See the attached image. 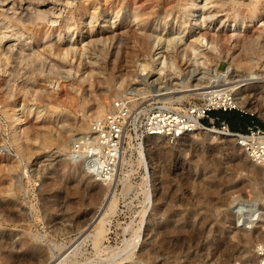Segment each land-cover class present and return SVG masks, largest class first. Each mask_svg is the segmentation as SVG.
I'll return each instance as SVG.
<instances>
[{"label": "rangeland", "instance_id": "rangeland-1", "mask_svg": "<svg viewBox=\"0 0 264 264\" xmlns=\"http://www.w3.org/2000/svg\"><path fill=\"white\" fill-rule=\"evenodd\" d=\"M83 1L65 6L54 25L40 22L31 33L18 24V18L5 19L0 8V32L6 26L14 27L19 35L28 37L26 41L32 38L35 48L44 44L51 48L42 56L13 62L18 89L10 100L0 89V264H51L94 221L111 187L89 177H78L65 158L70 143L116 98L129 97L134 108L166 103L185 110L203 101L199 94L203 87L225 82L222 74L226 71L235 80L264 79V0H210L208 12L200 8L205 0H197L193 12L187 9L191 0ZM15 2L18 9L36 3ZM256 3L258 8L252 12L251 6ZM95 5L98 10H93ZM209 12L214 13L212 20L194 24ZM104 27H115L120 35L112 36V31L106 32ZM98 28L104 32L98 36L89 34ZM205 29L212 33L213 46L207 45L204 38L190 58L183 55L187 43L202 36ZM145 32L165 37L173 32L185 35L176 46L162 41L161 57L154 61V49L147 43ZM233 32L240 35L233 36ZM70 45L80 55V59L71 60L73 71L79 69V76L74 73L67 80L61 77L63 72H52L50 66L67 61L63 51ZM146 63L144 69L142 64ZM57 79V88L51 87L50 81ZM33 82L35 86H31ZM69 82L78 90L71 89ZM39 84L47 86V91H42ZM99 102L105 106L102 114L96 112ZM251 103V108L231 111L248 115L246 124L255 120L264 125L260 113L264 111V101L258 95ZM18 116L20 120H16ZM85 119L88 126L81 128L79 124ZM206 139L196 130L170 143L160 140L151 149L156 172L152 181L153 189L156 188L154 202L148 201L151 187L145 183L143 164L138 162L139 150L134 145L128 149L127 160L118 168L119 181L114 185L117 205L107 217L108 234L103 240V245L115 249L114 255L117 252L116 264H145L141 256L146 249L158 246V227L172 222L177 211L195 219L191 236L196 264H243L252 259V243L233 242L237 239L234 237L231 242L225 241L231 239L233 232L222 219H228L229 201L234 196H263L259 183L263 176L250 166L244 150L238 149L232 138L218 137L213 147L206 144ZM99 191L100 198L93 202L92 194ZM260 203L261 200L256 201L257 206L263 205ZM158 204L160 207L155 210ZM143 224L144 237L131 256H119ZM244 226L238 224V234L243 238L264 235L263 220L255 229ZM58 228L67 231L65 236L57 233ZM54 241L62 242V246L55 247ZM224 242L233 248L227 261L219 263L217 247ZM24 243L38 247L30 248ZM77 258L78 264L89 259L103 264L106 255L104 251L97 252L90 241H84Z\"/></svg>", "mask_w": 264, "mask_h": 264}, {"label": "bare ground", "instance_id": "bare-ground-1", "mask_svg": "<svg viewBox=\"0 0 264 264\" xmlns=\"http://www.w3.org/2000/svg\"><path fill=\"white\" fill-rule=\"evenodd\" d=\"M33 1L36 2L34 6L26 7L24 9H18V7L16 6L15 0H0L1 12L4 14L5 19L7 18L10 20L11 18H18L19 19L18 24L23 26L24 27L23 29H25L26 32L31 33L35 25L39 24L40 22L44 24L54 25L59 20V17L62 16L64 12V7L73 5L78 0H60V2H62L63 4L58 3L59 1H56V0H33ZM84 1H86V3L95 2V0H84ZM210 2H211L210 0H205L204 3L200 6V8L206 9V11L208 12L207 9L211 7V6H208ZM196 5H197V0H191V3H189V5L187 6L188 11L193 12V10L197 8ZM92 8H94L93 10H98V7L96 5L95 7H92ZM257 8H258L257 3L251 6L252 12L256 11ZM217 15H220V14H217ZM107 16L108 15H105V18ZM202 17L203 18L201 19V21L195 20L194 24H198V22L199 23L200 22L205 23L207 21L209 22L210 20L213 19L214 13H210V12L208 14L204 13ZM106 20L113 21L111 20V18H108ZM115 21L116 20H114V22ZM27 23L31 24V26L27 27ZM198 26L201 27V25H198ZM229 26L232 27L235 25L229 24ZM6 27H7L6 30L4 29L3 31L0 32V89L6 96V99L10 100L13 97V93L15 89L18 87V83H16V81L13 78V75H14L13 71L14 69H16L15 64H13V62H15L17 59H20V58L23 59L25 57L34 58V57L42 56V54H45L44 51L50 50L51 48L49 47L48 44H44V46H41V48L39 47L35 48V46L32 44V38L31 40L26 41V38L28 39V37L23 36L24 35V33H22L23 31L20 32L22 34L19 35L18 29L14 27L8 29L9 26H6ZM104 28H105L104 31H106L107 30L106 27ZM114 28L108 29L106 32L112 31V36H119L120 32H118V30ZM104 31L100 30L99 28L92 29L89 32V34L97 35V34L103 33ZM211 34L212 33L208 29H205V31L201 34L202 36H198V37L191 39L190 42L187 43L186 47L183 48L185 49V52H183V55H188V57L190 58L192 51L193 52L197 51L198 45L202 44V40L204 38L206 39L205 40L206 44L212 47L213 39L211 37ZM184 35L185 34L182 35L181 32L177 34L173 32L172 35L165 37L164 35L159 34V33L155 34L152 32L151 33L145 32V38L147 40V43L154 49L153 54H151L153 57V60L155 61L157 57L159 56L161 57L160 55L161 50H159L161 47L159 46L162 43V41L163 42L166 41L167 45L169 44L171 46H176L177 43L181 44L183 42ZM231 35L237 36L240 34L233 32ZM187 50H189V52ZM57 53L59 54V52ZM63 55L64 57H66L67 61H65V63H62V62L52 63L50 66V69L52 70V72L53 71H58V72L60 71L61 73L63 72L64 76L62 75L61 77H64L67 80H71L72 76H74V73H76L77 76H79L78 75L79 69L75 70L77 72L73 71L74 65L72 64V61H71L72 58L73 59L76 58L77 60L80 59V55L77 53L75 48L72 45H70L68 48H66V50L63 51ZM233 59L235 60L237 58L234 56ZM79 64H81V61L78 63V65ZM142 65L144 69L148 66L147 63L142 64ZM50 69H49V72H50ZM222 75H223L222 76L223 81L231 83L232 86L234 87L235 96H236L235 103L239 108H246V109L251 108L252 106L251 101L254 98V96L256 97L259 95V97L262 98V100L264 101V79L263 78H262L263 81L258 80L257 78H255L254 80H249L248 78H244V77L242 79L235 80V78L233 76L231 77L228 72H225ZM22 82H25V81H22ZM255 82H258L259 84H256ZM27 84L29 83L27 82L26 85ZM58 84H59L58 79L52 80L49 83L51 87H56V88ZM69 84L71 86V89L75 91L78 90V88L74 86L72 82L71 83L69 82ZM31 86H35V83L34 82L31 83ZM211 86L212 85H207L206 87L202 86L203 90L199 92V94L204 95L205 91L208 90V88ZM259 87L261 88V91L257 92L256 90ZM40 88L42 89V91H47L48 89L47 86L43 84L40 85ZM194 89L195 88H192L191 90H194ZM254 90L256 91V93ZM165 105L171 106L166 103ZM104 110H105L104 103L102 102L97 103L96 112L99 114H102ZM4 113L6 115L8 114L10 115V113H8L5 110H4ZM260 113L264 116V111L263 112L260 111ZM20 119H21L20 116L16 118V120H20ZM79 125L81 128H87L88 121L85 119L84 121L80 122ZM202 128H203L202 124L198 122V127L196 128V130L198 131V133L205 135V137L209 141H214L218 137H221L218 134V132L214 130V128H211V129H202ZM188 135L189 134H184L179 139L184 138ZM160 140L164 141L165 143H170L171 141L170 138L167 136L155 134V135L148 136L146 139H144L142 144L138 145L132 141L131 136L129 135L128 138L126 139V143H125L123 153H122V158H121L120 165H119V167L123 166V164L127 160L126 152L128 151V149H131V147H133L132 145H134L133 148H135L137 151L139 150V154H140V157L138 158V162L142 163L145 168V176H144L145 183L146 184L149 183L151 187V190L149 193L151 194V196L148 198V201L150 200L152 202H154V200L156 199V198L154 199V191H156V188L153 189V182H152L154 180L153 176L155 175L156 172H155L154 167H152L154 162L152 158L153 156L151 154L152 153L151 149L155 148L157 146L156 145L157 142ZM235 145H237L238 149L240 148L243 149L238 144L235 143ZM66 155H68V157L65 159L71 162L74 168V173L75 174L77 173L76 175H78V177L85 176L95 181L97 180L93 171L88 169L85 166L84 160L82 158H76V157H73L72 155L70 156L68 153H66ZM245 159L250 163V166L252 168L257 170L263 176L262 178L259 179L260 180L259 183L262 185V188L260 189V191L263 192V196H259V198L257 199H252V198L250 199L246 197H240L239 195L236 194L237 196H234L229 201V207L227 209L228 219L225 220V218L223 217L222 222L223 224L228 222L227 227L230 231L233 232L231 239L225 238V241L231 242V240H233L232 238L234 237V240L236 238L237 239L236 241H233V242L243 241V243H247V244L252 243L254 245L252 259L244 260L243 264H259V256L257 252V247L262 242L264 235L262 237L261 236L251 237L247 235L248 236L247 238H243L242 235L238 234V232H240L239 231L240 228L238 227V224H241L243 226L245 224L244 228L246 227L248 228L247 230H251V229L257 228L258 223L260 221L263 220L264 222V218H263L264 216V168L260 166L259 164H257L256 162H254L246 153H245ZM123 179H125V177ZM116 181L118 183L119 181L118 176H116L113 185H111L110 183H106V185L111 188L109 192L105 193V196L103 197V200L100 205V211L98 215H96L94 221L91 222L90 225H88L89 227H87V229L75 239V242L69 247L68 250H66V253H61L59 257L55 259L51 264H64V262H67V260L69 261V263H66V264H78L79 260L77 258V254L81 249V243L84 241H90V243L93 245V247L96 249L97 252H100V251L105 252L106 259L105 260L102 259L103 264H116L117 263L115 262L116 256H117V252H116V255H114L115 249L111 248V246L109 245H103V240L108 234L107 224L109 220L107 219V217L111 213L115 212L116 205H117L116 204L117 193L114 188ZM92 197H93L92 198L93 202L98 201V199L100 198V191L94 192L92 194ZM257 200H261L262 203L260 204H263V205L262 206L259 205L260 207L257 206L256 204ZM159 207L160 205L158 204L155 207V210H157ZM171 221L172 222H167L166 224H163L158 227V231H159L158 232V246L146 249L145 252L141 256V260L144 261L145 264H151L154 262H156L157 264H196L197 260L195 258L194 251L192 250V245H193L192 243H193L194 237L191 236V233H193L195 219L186 218V216L181 215V211H177L176 213H173ZM175 221H178V222L183 221V222L180 224H175ZM142 223H144L143 220H142ZM55 230L57 231L58 234L62 236H65V233L67 232L65 229L61 230L60 228L55 229ZM145 230H146V227L144 226V224L143 226H140L138 228V231H136L137 233L134 234L135 237L133 236L134 239H130V241L127 240L128 242L126 243L125 247H123V250H122L124 252L121 253L119 256L122 257L124 255L126 257H130L133 251L139 245L140 239L144 237ZM24 244L30 248L36 249L38 247V245L34 246L33 244H27V243H24ZM54 246L59 248L60 246H62V242L54 241ZM49 247L52 248L51 245ZM232 248H233L232 244L229 245L228 242L227 243L224 242L223 244H220L217 247V251L220 254L219 263H225L227 261ZM69 255L70 256L72 255L73 258L70 259ZM222 255H224V257H222ZM97 263L91 262L89 259L87 262H84L82 264H97Z\"/></svg>", "mask_w": 264, "mask_h": 264}, {"label": "built area", "instance_id": "built-area-1", "mask_svg": "<svg viewBox=\"0 0 264 264\" xmlns=\"http://www.w3.org/2000/svg\"><path fill=\"white\" fill-rule=\"evenodd\" d=\"M235 98L234 87L226 81L213 84L205 91L201 103L185 110L160 103L134 108L129 97H118L105 113L94 118L90 127L70 143L67 153L82 158L98 181L113 185L129 135L138 145L155 134L176 141L182 135L196 131L199 122L202 129L214 128L220 136L232 138L264 168V125L251 120L244 127L233 129L226 119L211 114L218 110H240ZM257 252L259 264H264V238Z\"/></svg>", "mask_w": 264, "mask_h": 264}, {"label": "trees", "instance_id": "trees-1", "mask_svg": "<svg viewBox=\"0 0 264 264\" xmlns=\"http://www.w3.org/2000/svg\"><path fill=\"white\" fill-rule=\"evenodd\" d=\"M224 119H226L230 126L233 129H238V128H242L246 125V120L249 118L248 115H245L243 113H241V115L239 117H231V116H226V115H222Z\"/></svg>", "mask_w": 264, "mask_h": 264}, {"label": "crops", "instance_id": "crops-1", "mask_svg": "<svg viewBox=\"0 0 264 264\" xmlns=\"http://www.w3.org/2000/svg\"><path fill=\"white\" fill-rule=\"evenodd\" d=\"M211 114L214 116H221V117H223L222 115L231 116V117H234V116L239 117L241 115V113L236 112V111H226V112L212 111Z\"/></svg>", "mask_w": 264, "mask_h": 264}, {"label": "water", "instance_id": "water-1", "mask_svg": "<svg viewBox=\"0 0 264 264\" xmlns=\"http://www.w3.org/2000/svg\"><path fill=\"white\" fill-rule=\"evenodd\" d=\"M223 137V136H222ZM206 144L209 146V147H213V146H216L217 143H215V141H209L208 139H206Z\"/></svg>", "mask_w": 264, "mask_h": 264}]
</instances>
